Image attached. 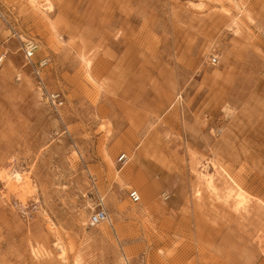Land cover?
Instances as JSON below:
<instances>
[{
    "label": "rangeland",
    "instance_id": "1",
    "mask_svg": "<svg viewBox=\"0 0 264 264\" xmlns=\"http://www.w3.org/2000/svg\"><path fill=\"white\" fill-rule=\"evenodd\" d=\"M36 2L0 0V264H264V0Z\"/></svg>",
    "mask_w": 264,
    "mask_h": 264
},
{
    "label": "built area",
    "instance_id": "2",
    "mask_svg": "<svg viewBox=\"0 0 264 264\" xmlns=\"http://www.w3.org/2000/svg\"><path fill=\"white\" fill-rule=\"evenodd\" d=\"M0 47H2L1 41H0ZM22 55L24 63L27 65L32 66V71L35 77V82L37 85V89L40 92V95L45 99V101L53 108L57 109L59 108L63 102V96L62 94L57 90H48L45 84V80L43 77V71L47 67L49 60L48 58L44 57L37 61H34V56L37 50L39 49V45L35 40L27 39L22 42ZM6 56V52L3 49H0V67L2 66L4 59ZM216 61V58L213 57L211 59V62L214 63ZM127 155L125 153H121L117 157V162L119 164L124 163L127 161ZM161 197L163 200L168 199L167 193H162ZM128 199L132 203H138L140 201V194L135 189H130L128 191ZM108 219V214L104 208H98L94 212H92L88 217V223L90 225H98Z\"/></svg>",
    "mask_w": 264,
    "mask_h": 264
},
{
    "label": "bare ground",
    "instance_id": "3",
    "mask_svg": "<svg viewBox=\"0 0 264 264\" xmlns=\"http://www.w3.org/2000/svg\"><path fill=\"white\" fill-rule=\"evenodd\" d=\"M229 2H232V0H227ZM28 3H30L31 5L35 6L37 4L36 0H28ZM39 6V4H37ZM36 5V6H37ZM47 5V4H46ZM42 8L41 10L42 11H51L52 10V7L47 5L46 7L43 6V4H41ZM40 6V7H41ZM44 7V8H43ZM40 10V11H41ZM86 66L89 67L90 66V62L89 60H87L86 62ZM12 173V172H11ZM199 177L205 182L206 186L210 189V191H216V188L214 186V182H213V177L209 174V173H206V172H200L199 173ZM8 179V178H7ZM13 186H14V190L15 192H19V193H22V192H25L26 190V187H25V176L20 173V172H15L10 181ZM234 192V191H233ZM239 193V192H238ZM238 193H234V199L236 200V204L237 205H243L246 201V197L244 194H238ZM241 193V192H240ZM231 193L228 192V194H226L227 196H230ZM248 204V203H247ZM237 209V208H236ZM118 240V239H117ZM119 241V240H118ZM116 241V242H118ZM58 248H59V251H60V257L63 259V260H66L65 259V249L63 248V246L57 244ZM76 258V257H75ZM75 262V261H74ZM77 263V262H75ZM79 263V262H78ZM65 264H67L65 262Z\"/></svg>",
    "mask_w": 264,
    "mask_h": 264
}]
</instances>
